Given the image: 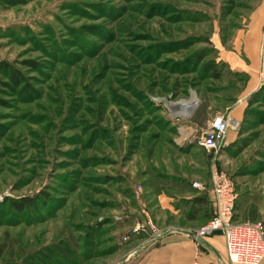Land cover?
Returning <instances> with one entry per match:
<instances>
[{
    "label": "rangeland",
    "instance_id": "obj_1",
    "mask_svg": "<svg viewBox=\"0 0 264 264\" xmlns=\"http://www.w3.org/2000/svg\"><path fill=\"white\" fill-rule=\"evenodd\" d=\"M0 59L26 78L0 84V264L51 244L120 264L153 197L210 187L213 163L264 222V0H0ZM217 113L236 123L208 153Z\"/></svg>",
    "mask_w": 264,
    "mask_h": 264
},
{
    "label": "crops",
    "instance_id": "obj_2",
    "mask_svg": "<svg viewBox=\"0 0 264 264\" xmlns=\"http://www.w3.org/2000/svg\"><path fill=\"white\" fill-rule=\"evenodd\" d=\"M255 42L256 38H248V46L253 47L252 44ZM210 187H205L203 190L191 187L178 195L174 193L155 195L148 205V211L158 229L162 230L161 234L154 239L142 237L133 240L130 245L131 252L120 264H189L194 258H197L201 264H230L226 257L225 240L221 232H215L201 239H196L190 234V231L198 229L208 220V217L204 216L205 212L210 215L214 212ZM200 195L206 196L207 203L201 205V211L193 216L194 218H188L186 214L191 201L185 211L175 205L178 198L192 200ZM239 201L238 198L235 219L241 221L242 214L247 211L245 206L238 204ZM263 213L264 206L261 204L258 206L255 218ZM261 264H264V259Z\"/></svg>",
    "mask_w": 264,
    "mask_h": 264
},
{
    "label": "built area",
    "instance_id": "obj_3",
    "mask_svg": "<svg viewBox=\"0 0 264 264\" xmlns=\"http://www.w3.org/2000/svg\"><path fill=\"white\" fill-rule=\"evenodd\" d=\"M236 120L231 113H217L208 123L199 145L208 153L219 152L226 141L227 133L235 125ZM211 193L214 202V214L202 226L190 231L196 239L221 232L225 240L226 257L230 264H261L264 259V222L238 221L235 219V208L238 192L233 178L214 163L209 173ZM192 187L203 190L205 187L198 181ZM140 190V187H139ZM150 239L156 238L162 230L148 221ZM147 232L139 224L133 229L136 232ZM189 264H201L194 258Z\"/></svg>",
    "mask_w": 264,
    "mask_h": 264
},
{
    "label": "trees",
    "instance_id": "obj_4",
    "mask_svg": "<svg viewBox=\"0 0 264 264\" xmlns=\"http://www.w3.org/2000/svg\"><path fill=\"white\" fill-rule=\"evenodd\" d=\"M211 69H214L213 63L211 62L204 63L203 70L205 72ZM212 72L214 77L217 78L219 76V73H217L216 71H212ZM1 76L6 77L8 80L3 81L1 79ZM0 84H2L5 87H10L14 90L16 89V87H18L21 84H24L25 86L26 78L20 70L0 59ZM206 203H207L206 196L200 195L194 197L191 200V205L186 213L187 217L194 218L201 211V205ZM11 205L15 207L17 210L21 211L25 206L31 205L34 207V201L31 198L25 197L18 201L13 200L11 202ZM213 214L214 212L211 215L205 212L204 216L210 219L213 216ZM69 258H70V253L68 249H66V247L60 244H51L29 255L22 264H66L65 263L66 261L69 262V264H77L76 262L74 263L73 260L71 261V259Z\"/></svg>",
    "mask_w": 264,
    "mask_h": 264
},
{
    "label": "bare ground",
    "instance_id": "obj_5",
    "mask_svg": "<svg viewBox=\"0 0 264 264\" xmlns=\"http://www.w3.org/2000/svg\"><path fill=\"white\" fill-rule=\"evenodd\" d=\"M182 114H185V113H184V112H181V115H182Z\"/></svg>",
    "mask_w": 264,
    "mask_h": 264
}]
</instances>
